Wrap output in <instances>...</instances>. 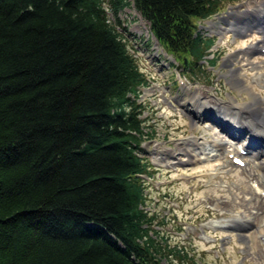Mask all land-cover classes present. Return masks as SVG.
<instances>
[{
    "label": "trees",
    "instance_id": "trees-1",
    "mask_svg": "<svg viewBox=\"0 0 264 264\" xmlns=\"http://www.w3.org/2000/svg\"><path fill=\"white\" fill-rule=\"evenodd\" d=\"M225 2L0 0V264H197L145 210L148 78L116 15L192 78L214 64L197 23Z\"/></svg>",
    "mask_w": 264,
    "mask_h": 264
},
{
    "label": "rangeland",
    "instance_id": "rangeland-1",
    "mask_svg": "<svg viewBox=\"0 0 264 264\" xmlns=\"http://www.w3.org/2000/svg\"><path fill=\"white\" fill-rule=\"evenodd\" d=\"M225 1L219 14L198 22V29L214 41L206 56L214 64L201 61L204 68L195 70L192 78L166 54L149 23L132 6L116 15L130 52L148 78L137 98L140 118L150 133L139 145V155L149 164V176L142 175L147 193L144 206L162 224L155 227L190 250L197 264H264V179L260 177L264 155L259 156L249 145L258 160L248 156L244 167L233 165L227 154L236 151L216 147L231 141L224 134L219 140L212 137L222 126L212 119L207 120L214 125L200 121L206 114L203 108L201 112L196 108L198 103L193 105L198 101L200 105L210 103L205 108L229 110L216 111L218 118H225L236 116L231 111H239L233 102L243 106L254 97L264 98V55L252 51L262 36L256 32L258 27L252 29L248 24L259 22L253 15L260 17L264 0ZM253 7L254 11L245 14ZM260 15L264 17V12ZM108 16L115 20L110 11ZM245 115L240 119L249 121L250 114ZM226 133L238 139L236 134ZM213 147L215 157L197 160L213 152ZM169 161L174 163L167 168ZM259 162L261 172L256 167Z\"/></svg>",
    "mask_w": 264,
    "mask_h": 264
},
{
    "label": "bare ground",
    "instance_id": "bare-ground-1",
    "mask_svg": "<svg viewBox=\"0 0 264 264\" xmlns=\"http://www.w3.org/2000/svg\"><path fill=\"white\" fill-rule=\"evenodd\" d=\"M263 12H264V8L260 9V11H259L260 17H262L260 15V13H263ZM248 24L250 26L252 23L248 22ZM236 31H237V29H236ZM238 31H241L240 33L244 32V30H242L241 28H239ZM260 31L263 33V36H264V27H260ZM263 41H264V38H263ZM262 45H264V44H262ZM255 77L258 80H262V77L260 75H258V76L255 75ZM189 103L190 102L188 101V104ZM196 103H198V107L195 106ZM209 104L210 103L205 104V103L201 102V105H200L198 101L193 102V105L200 112H201L200 108H203L202 110H203V113L206 114V118L209 117L212 120H217V119L219 120V118L217 117L216 111H225V110H221L220 108H216L215 109L216 118L210 117L211 110L209 108H205ZM205 109H208V110L206 111ZM238 110L239 111H236V112L231 111L233 114H236V116H238V118H236V116H231V115H226L225 117L231 116V118L234 119L233 121L236 123V125L238 127L237 129H240L243 132H251L252 137L249 139L246 146L250 149V152L252 154H253V150H254V152L257 150L259 154L264 153V146H260L257 143V138L260 139L261 137H264V98L261 99L258 97H254L250 103H248L247 105H243L242 107H239ZM226 111H229V110H226ZM247 113L250 114L249 117H247L249 119V121H247L246 119H243V118L240 119L241 116H246L245 114H247ZM229 117H228V119H230ZM192 119H193V122L196 123L198 121L197 115L192 116ZM241 120H243V121H241ZM219 125L222 126V129L214 131V135L212 136L213 138H215V136H216L217 138H215V139H218V140L220 139V136L223 133V131L231 133L230 129L235 128L233 125H230L225 121L223 123H219ZM236 137L239 138L240 133L236 134ZM219 145H221V144H219ZM249 145H250V147H252L253 150L249 147ZM260 168L263 170V174L262 173L261 174L264 176V162L261 163ZM253 196L257 197L255 194ZM261 204H262V202H261ZM259 206L261 207L262 205H259ZM260 207L258 208V210L260 209Z\"/></svg>",
    "mask_w": 264,
    "mask_h": 264
}]
</instances>
